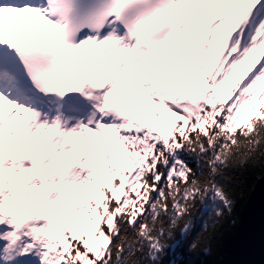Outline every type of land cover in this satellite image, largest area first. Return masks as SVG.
Returning <instances> with one entry per match:
<instances>
[{
	"label": "snow or ice",
	"instance_id": "1",
	"mask_svg": "<svg viewBox=\"0 0 264 264\" xmlns=\"http://www.w3.org/2000/svg\"><path fill=\"white\" fill-rule=\"evenodd\" d=\"M249 162L264 0H0V264H160Z\"/></svg>",
	"mask_w": 264,
	"mask_h": 264
},
{
	"label": "trees",
	"instance_id": "2",
	"mask_svg": "<svg viewBox=\"0 0 264 264\" xmlns=\"http://www.w3.org/2000/svg\"><path fill=\"white\" fill-rule=\"evenodd\" d=\"M191 163V162H190ZM191 166L195 167L194 164ZM264 174L260 167L250 162L243 165L230 166L226 169V179L217 177L235 201L233 211L225 214L218 223L208 218L203 213L204 205L199 200L194 204L190 219L194 225L191 233L181 237L180 228L183 222L175 229L174 240H169L174 247L166 250L160 264H220L230 247L231 238L242 218V212L246 206L249 195L254 186ZM207 221L209 227L205 228ZM215 223V227L211 225ZM203 238V239H201ZM200 242V247L193 249V242Z\"/></svg>",
	"mask_w": 264,
	"mask_h": 264
},
{
	"label": "water",
	"instance_id": "3",
	"mask_svg": "<svg viewBox=\"0 0 264 264\" xmlns=\"http://www.w3.org/2000/svg\"><path fill=\"white\" fill-rule=\"evenodd\" d=\"M220 264H264V174L249 195Z\"/></svg>",
	"mask_w": 264,
	"mask_h": 264
}]
</instances>
